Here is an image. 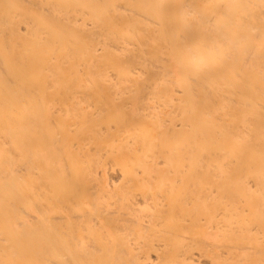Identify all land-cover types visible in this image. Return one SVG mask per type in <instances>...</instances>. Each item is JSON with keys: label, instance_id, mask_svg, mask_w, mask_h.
Instances as JSON below:
<instances>
[{"label": "bare ground", "instance_id": "bare-ground-1", "mask_svg": "<svg viewBox=\"0 0 264 264\" xmlns=\"http://www.w3.org/2000/svg\"><path fill=\"white\" fill-rule=\"evenodd\" d=\"M0 264H264V0H0Z\"/></svg>", "mask_w": 264, "mask_h": 264}]
</instances>
